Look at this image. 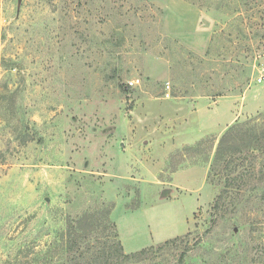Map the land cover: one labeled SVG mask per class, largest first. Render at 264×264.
Returning a JSON list of instances; mask_svg holds the SVG:
<instances>
[{
	"label": "rangeland",
	"instance_id": "rangeland-1",
	"mask_svg": "<svg viewBox=\"0 0 264 264\" xmlns=\"http://www.w3.org/2000/svg\"><path fill=\"white\" fill-rule=\"evenodd\" d=\"M255 118L264 0H0V264H61L110 209L126 252L178 237L150 264H264V201L212 208Z\"/></svg>",
	"mask_w": 264,
	"mask_h": 264
},
{
	"label": "trees",
	"instance_id": "trees-1",
	"mask_svg": "<svg viewBox=\"0 0 264 264\" xmlns=\"http://www.w3.org/2000/svg\"><path fill=\"white\" fill-rule=\"evenodd\" d=\"M257 120L258 118L250 119L243 123L236 121L227 128L218 141L211 172L221 168L222 171L218 174L224 177L225 181L222 186L223 194L217 195L212 205L213 209H220L226 204L227 198L231 205L235 204L239 199L236 198L238 195L249 194L255 201H264V125L259 126ZM207 141L200 142L197 147L210 143L209 149L214 148L215 139ZM209 179L214 183L211 175ZM231 192L235 193V196L231 195ZM111 211L112 209L106 212L102 220L106 228L111 229L106 238L97 227L90 229L84 227L86 221L94 217V214L87 213L74 220H68L67 234H63L60 239L63 242L61 264H141L144 261H149L150 264L153 253H157L178 238L167 240L157 246L151 245L134 252H126L119 237L117 224L111 218Z\"/></svg>",
	"mask_w": 264,
	"mask_h": 264
},
{
	"label": "built area",
	"instance_id": "built-area-1",
	"mask_svg": "<svg viewBox=\"0 0 264 264\" xmlns=\"http://www.w3.org/2000/svg\"><path fill=\"white\" fill-rule=\"evenodd\" d=\"M260 81H262V78H260ZM134 83H135L134 81L131 82V84H134Z\"/></svg>",
	"mask_w": 264,
	"mask_h": 264
},
{
	"label": "crops",
	"instance_id": "crops-1",
	"mask_svg": "<svg viewBox=\"0 0 264 264\" xmlns=\"http://www.w3.org/2000/svg\"><path fill=\"white\" fill-rule=\"evenodd\" d=\"M237 118H239V117H237ZM235 119V118H234ZM232 121V120H231ZM231 123V122H230Z\"/></svg>",
	"mask_w": 264,
	"mask_h": 264
}]
</instances>
